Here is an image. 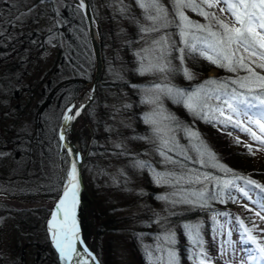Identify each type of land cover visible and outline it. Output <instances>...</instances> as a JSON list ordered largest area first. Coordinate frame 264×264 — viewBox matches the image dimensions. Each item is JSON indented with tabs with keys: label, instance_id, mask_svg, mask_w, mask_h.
<instances>
[{
	"label": "snow or ice",
	"instance_id": "snow-or-ice-1",
	"mask_svg": "<svg viewBox=\"0 0 264 264\" xmlns=\"http://www.w3.org/2000/svg\"><path fill=\"white\" fill-rule=\"evenodd\" d=\"M134 2L144 10L143 17L148 22L140 24L138 20L135 21L139 25V32L143 34L140 39L159 33L147 42L148 47L136 53L139 57L136 71L140 75L161 74L167 80L170 73L179 72L191 81L195 79V74L185 67L187 56L202 58L233 76L208 79L194 89L179 88L171 83H153L150 88L141 89L146 94L144 102L155 107L153 112L144 116V122L152 126L153 135L140 139L156 145L163 162L173 165L177 170L157 171L149 162L139 159L134 161L133 167L151 169L153 181L157 185L174 189L170 194L157 196V200L173 207L187 205L189 210L209 211L210 235L218 246L217 255L223 258V264H236L234 257L238 251L247 256L246 261L240 258L239 264H264V228L259 226L256 219L249 217V226L244 219L234 216L230 211L213 208L214 202L239 204L241 200H247L252 207L244 204V209L264 221V215L261 214L264 212V185L220 163L197 131L180 124L163 108V98H170L182 104L193 118L222 126L223 130L231 127L264 147V0H171V15L162 0ZM72 7L82 22L88 20L92 7L89 0H76ZM189 10L205 22L191 19L187 15ZM31 11L33 9H28V13ZM118 11L122 15L128 11V5L123 0ZM28 13H21V16ZM21 16H17L16 20H20ZM58 26H62V21H57L53 28ZM170 28L176 30L179 43L172 39L171 32L166 31ZM54 38L55 34L49 35L48 43H52ZM173 53L176 54L179 67L173 64ZM87 99L92 101L94 97L87 96ZM88 107V103L77 104L70 98L66 99L60 117L62 126L58 130V147L63 153L61 161L66 166L59 174V184L52 187L53 191L59 192V198L51 210L47 230L61 264H99L93 252L84 245L77 218L81 203L80 167L83 158L78 149L66 143L73 123ZM177 131L184 133L188 140L187 146L179 142ZM228 135L232 133L228 132ZM236 143H241L239 137H236ZM244 146L252 155V145ZM116 147L123 146L117 144ZM4 155V152H0V157ZM205 168L223 173L224 177L213 171H201ZM174 215L175 212L169 213V216ZM220 218H223V222ZM156 223L160 224L162 234L155 237L157 243L154 250L160 255L153 259V251L148 250L149 259L153 260V264H180V254L176 248L177 234L174 226H169L174 222L168 216H161ZM179 226L189 244L186 251L192 264H213L214 258L205 247L203 223L183 222ZM234 232L239 236L238 241L232 239ZM256 232L259 235L254 234ZM237 243L241 245L239 249L236 248ZM78 244L83 247L78 248Z\"/></svg>",
	"mask_w": 264,
	"mask_h": 264
},
{
	"label": "rangeland",
	"instance_id": "rangeland-1",
	"mask_svg": "<svg viewBox=\"0 0 264 264\" xmlns=\"http://www.w3.org/2000/svg\"><path fill=\"white\" fill-rule=\"evenodd\" d=\"M10 1L13 5L22 6L23 11H26V13H28V9H33V11L26 15V19L20 23L19 29H21V35L24 32L28 35H32L37 31L47 34V38L49 35L55 34V38L52 43H48L47 40V44L44 48L41 47L39 42L36 46L27 44L28 39L23 38L24 41L20 42L23 44L21 51L17 50L18 53H16L15 50H10L8 48L7 41L16 37L19 31H10L7 17L0 18V33H2L0 40L3 42V46L0 45V60L3 61L4 64L7 63L2 69H5L6 66L11 63V71L8 72V77H11L14 81V88L11 94H6L7 99H4V101L3 99L0 100V104L3 102L5 109H8L9 117L12 111L11 109L15 108L17 104H21V106H28L29 104H32V106L36 105L40 99L38 93L40 86L45 84L48 73L59 65L62 56L60 47L62 34L59 32L48 33V30H54L53 25L55 24L53 20L50 21L51 17L49 16L48 9L43 11V8L46 7L41 6L37 0ZM123 3L128 5V11L124 15L118 11L121 0H95L96 13L99 15L98 23L100 29H104L106 32V45L103 47L106 73L104 72L102 84L108 87L105 88L103 93V101L95 105L93 113L95 121H98L97 123L101 121L106 123V129L101 130L99 133L100 142L107 148L105 153L108 154V157L104 156L99 165L93 166L90 176V187L88 188L83 174L85 188L80 195L81 203L78 208V217L81 222L85 240L93 252L96 254L97 252L103 254L106 264H140L139 258H137L132 249L134 237L140 245L138 251L140 254L142 253L144 255L143 257L146 263L153 264V260H150L148 257V250L153 251V259L155 256L160 255V253L154 250L157 243L155 237L162 234L160 224L156 223L157 218L168 216L170 219V212L179 213L187 211L189 208L187 205H176L173 207L169 203L157 199L155 202H152L149 197H146L149 191L146 178L147 175L152 178L151 169H138L133 167L134 161L139 159L149 162L157 171L177 170L173 165L163 162L156 151V145L146 140L135 142L132 140V137L128 135L131 131L133 134V130L136 127V120L130 117L129 113V110L134 108L133 96L129 94L128 89L124 88L119 90L113 86V84L121 78L126 77L123 64V62L126 61L123 49V30L125 26L128 25L127 22L136 20H138L140 24H147L148 22L144 20L143 15L139 18L138 14H136L141 8L134 0H123ZM162 3L168 8L169 14L171 15V0H162ZM4 6L7 7V5ZM10 12V10H3L0 6V13L6 14ZM187 15L193 20H198L201 23L205 22L202 17L192 13L190 10L187 11ZM157 35H159V33L145 35L143 39H140L139 47L141 49L148 47L149 45L147 42ZM172 39L179 43L176 30L172 32ZM136 60L139 62V57H137ZM214 76H218V71L216 69H211L206 77ZM170 81V75H168L167 80H165L161 74L147 73L145 74V80L143 81L144 85L141 89L150 88L153 83H171ZM2 86L0 90L3 89ZM141 89H139L140 94L142 98L145 99L146 94L144 91H141ZM16 92H19V94L16 95ZM167 99L170 98H163V108L172 116L173 111L168 106ZM125 105H131V107L126 108ZM154 107L155 106L152 104L145 103L143 115L153 112ZM11 119L12 118L6 120L3 131H6L11 125ZM78 122L77 128L73 129L70 133L71 137L77 141L82 140V128L84 125L87 127L84 121L80 120ZM108 123L109 127H107ZM148 127L152 129V126L149 124ZM87 128L90 133L89 127ZM108 133L110 136H107ZM239 134L243 139L252 142L248 135L241 132H239ZM152 135L153 133H148L145 136ZM6 136L9 135L3 136V139H5ZM134 136L135 135H133V138ZM176 137L178 140L180 139L178 131ZM252 143L255 144L256 142ZM117 144H121L123 147L117 148ZM121 152L125 154L120 155L119 153ZM253 152L257 154L260 151L253 150ZM123 156H127V158L124 159ZM13 161V159L10 161V165H12ZM56 173L57 170L53 169L51 171V176L54 177ZM33 184L39 185L40 180L36 179ZM154 184L157 185L155 182ZM25 186H29L28 183H26ZM157 186V191L159 192L157 196L167 195L174 191L173 188L167 185ZM0 189H2V185ZM55 194L53 198H42L35 203H31L24 201V199H19L15 196L16 194L12 196L8 191L3 193L0 192V207L2 209H9L10 211L7 215L5 211L0 212L1 264H33L32 262L36 259V253L40 251V247H44V249L47 247L49 255L52 259H55V254L51 250L47 233V220L59 198V196H57L58 192ZM242 201L249 204L250 208L252 207L247 200ZM28 207H32L31 210L36 212L30 214L15 213V211L20 212L30 209ZM103 212L106 213L104 214ZM101 213H103L104 216L99 215ZM261 214L264 215V212ZM248 215L256 219L259 226L264 228V221H260L258 218L254 217L253 212L249 211ZM204 216L206 215L194 217V221L202 222L203 225H205L204 223L207 222L206 219L209 218V216H207L206 219ZM112 217L115 219L127 217V220L118 227L115 224H110V231L107 234L99 236L98 222L101 221V219L108 220ZM22 219L26 221L33 219L31 222L28 221L30 223L28 231H26V229L22 231L15 227L17 222ZM220 219L222 222L223 218ZM180 224L182 223L177 221V223L169 226H174V230L177 234L178 243L176 248L179 250L180 264H182L185 253H187V255L189 253L186 251L188 248H185L183 242H181L183 240L180 241L182 237L180 231L182 228L179 226ZM149 230H152L155 234L150 236ZM254 234L259 235V232ZM232 239L233 241H238V234L234 232ZM212 241L215 247V251H213L217 255L218 246L213 239ZM240 247L241 245L237 243L236 248L239 249ZM240 258L245 259V261L247 260L246 254L238 251L234 257L236 264H239ZM217 261L219 264H223V258L218 257Z\"/></svg>",
	"mask_w": 264,
	"mask_h": 264
},
{
	"label": "trees",
	"instance_id": "trees-1",
	"mask_svg": "<svg viewBox=\"0 0 264 264\" xmlns=\"http://www.w3.org/2000/svg\"><path fill=\"white\" fill-rule=\"evenodd\" d=\"M37 1L41 6L46 7H42L43 11L48 9L49 16L51 17L50 21L53 20L55 24L57 21H62V26H58L52 31L48 30L49 34L51 32H59L62 34V41L60 43L62 56L59 65L48 73L45 84L40 86V90L38 91L40 99L35 106H32V104H29L28 106L17 104L15 108L11 109L12 111L10 112L9 117L8 109H5L3 102L0 104V152L5 153L3 157H0V184L2 185L0 192L3 193L8 191L12 196L13 194H16L15 196L19 199H24V201L31 203H35L42 198H53V195H56L55 193H57L52 190V187L53 185H58L59 174L66 166L61 161L63 153L58 147V129L61 124L60 117L65 106V100L70 98L71 101L74 102L91 83L94 73V57L87 23L86 21L82 22L80 20L79 15L74 13L72 7L75 5L76 0H59V2L58 0ZM90 1L98 20L99 15L96 13L95 0ZM4 5H7V7ZM0 6L5 11H11L10 13L0 15V18L7 17L10 31H19V34L16 37L7 41L10 50H15L16 53H18L17 50L21 51L23 44L20 42L24 41L23 38L28 39L27 44L36 46L39 42L41 47L44 48L46 46L47 34L36 31L32 35H28L26 32L21 35V29H19V26L20 23L26 19V15L21 16V13H26V11H23L22 6L16 5V7H13L10 0H0ZM57 10L59 11V15H57ZM142 11L143 9H140L136 12L139 18L143 15ZM17 16H21V19L16 20ZM127 24L128 25L125 26L123 30V49L126 60L123 64L126 77L115 82L113 86L119 90L124 88L128 89L129 94L133 96L134 108L129 110V113L130 117L136 120V127L133 130V134L131 131L128 135L132 137L133 141L140 142L142 141L140 137H144L148 133H153L152 129L148 127V124L144 122L145 115H143V112L145 102L139 91L144 85L143 81L145 80V75H140L136 71L139 66V62L136 60V53L141 50L139 47V41L140 36L143 34L139 32V25L135 23V21H128ZM166 31L172 33L175 29L170 28ZM101 35L104 47L106 45V32L104 29H101ZM1 36L2 35H0V38ZM2 43L3 42L0 40L1 46H3ZM175 55L176 54L173 53V64L179 67V61L175 59ZM6 64L0 60V87L3 85V89L0 90V100L3 99V101L4 99H7L6 94L10 95L14 88L13 79L8 77V72L11 71L10 66L12 65L9 63L5 69H2ZM185 67L195 74V79L189 81L185 79L182 73H170L171 84L179 88L194 89L196 85L203 83L205 80L225 79L233 76L232 73L213 66L202 58L186 56ZM211 69H216L218 71V76L206 77ZM131 85H137L138 87L133 88ZM106 87L108 86H105V84L100 85L98 97L87 112V117L93 130L92 144L83 167V174L85 183H87V188L90 187V176L93 166L99 165L104 156L108 157V154L105 153L107 148L100 142L99 133L101 130L106 129V123L104 121L97 123L98 121H95L93 113L95 105L103 101V93ZM18 94L19 92H16V95ZM167 100L168 106L173 111L172 117L179 121L180 124L192 127L197 131L204 144L216 154L220 163L233 169L234 172L248 176L264 185V147H260L257 143L253 144V141L250 142L249 140L243 139L240 136L239 131L232 129L231 127H228L227 130H223L222 126L218 127L213 124L205 123L202 120L195 119L182 104L175 103L172 99ZM9 118H12L11 125L6 131H3L4 123ZM107 127H109V123ZM228 132H231L232 135H228ZM178 133L180 135V143L187 146L188 140L184 136V133L182 131H178ZM5 135L9 136H6V138L3 139V136ZM133 135H135L134 138ZM107 136H110L109 133ZM236 137H239L241 143H236ZM89 140L90 133L88 128L84 125L82 128V140H80V142L82 141L81 145L84 151L88 146ZM246 144L252 145L253 150L259 149L257 150L260 151L257 153L259 155L254 152L252 155H249L244 146ZM190 154L194 155V153ZM123 158L126 159L127 156H123ZM12 159L14 161L12 162V165H10ZM56 165H58V167H56ZM195 167H199V165H196ZM53 169L57 170L54 177L51 176V171ZM201 171H213L214 174L224 177L223 173L217 172L216 170L205 168L201 169ZM36 179L40 180L39 185L33 184ZM146 182L149 190L146 197H149L152 202H155L157 194L159 193L157 191L158 186L154 184L153 179L149 175H147ZM26 183H28L29 186H25ZM57 196H59V192ZM244 204H246V202L242 200L239 204L232 202L220 204L219 202H214L213 208L219 211H230L233 215L244 219L246 224H249V211L244 209ZM2 211H5L6 215L10 212L9 209H2L0 207V212ZM33 212L36 211L31 209L20 212L15 211V213L21 214H30ZM103 213L105 214L106 212ZM103 213L99 215L104 216ZM203 215H206L204 216L206 219L207 216H209V211L200 209L187 210L176 213V215L170 217V220L174 222L173 224L177 223V221L180 223H196L194 217H201ZM126 220L127 217L119 219L112 217L108 220L101 219V221L98 222L99 236L107 234L110 231V224H115L118 227ZM206 220L208 223L205 222L203 228V236L206 241L205 247L209 254L214 258L213 264H219L217 261L219 256L214 252V242L212 241V235H210L209 230L211 222L209 218ZM28 221L31 222L33 219L27 221L23 219L19 220L15 227L22 231L25 229L28 231L30 227ZM180 231L182 235L180 241L183 240L181 241L183 242V246L189 248L183 230L180 229ZM149 234L150 236H153L155 232L149 230ZM132 245V249L137 258H139L140 264H147L146 260H144V255L142 253L140 254L138 251L140 245L135 237ZM39 250H41L38 252L39 260L44 261L45 257L49 256L47 247L46 249L40 247ZM97 254L102 263L106 264L103 254L99 252H97ZM182 264H192V261L188 259L187 253H185Z\"/></svg>",
	"mask_w": 264,
	"mask_h": 264
},
{
	"label": "water",
	"instance_id": "water-1",
	"mask_svg": "<svg viewBox=\"0 0 264 264\" xmlns=\"http://www.w3.org/2000/svg\"><path fill=\"white\" fill-rule=\"evenodd\" d=\"M91 6L92 3L89 0ZM87 22V26H88V31H89V38H90V43H91V47H92V51H93V56H94V60H95V69H94V74H93V78L91 83L89 84V86L87 87L88 89V95L87 96H93L94 99L92 101H88L87 97L82 101L83 103H88L89 107L81 114L80 117L77 118V120L73 123V127H75L76 123L82 119L84 121V123L90 128V124L87 118V111L88 109L91 107V105L94 103V101L96 100L97 96H98V92H99V86L102 82V78H103V74H104V69H105V62H104V57H103V43H102V36H101V30H100V26L99 23L96 19V15L94 13V9L93 6L90 9V16L88 18ZM90 89H94V92H90ZM62 126V122L61 125L59 127V129ZM92 134V132H91ZM66 143L71 144L75 149L79 150L80 155L83 158V162H82V166L80 167V171H81V177H82V190L85 188V184H84V178H83V165L85 163V160L87 158V154L89 151V147L87 148V151L84 153L80 144L76 143L75 141H73L70 137H69V133L66 136ZM91 144V140L89 142V145ZM81 190V192H82ZM50 218V216H49ZM48 218V220H49ZM78 218V216H77ZM47 220V221H48ZM79 221V226H80V235L81 238L84 241V245H86L89 250H91L93 252V250L89 247L87 241L85 240L84 234H83V230H82V226L80 223V220L78 218ZM48 232V230H47ZM49 235V233H48ZM51 241V240H50ZM78 248H82V245H77ZM93 254L96 256V259L99 261V264H102L100 258L98 257V255L93 252Z\"/></svg>",
	"mask_w": 264,
	"mask_h": 264
},
{
	"label": "flooded vegetation",
	"instance_id": "flooded-vegetation-1",
	"mask_svg": "<svg viewBox=\"0 0 264 264\" xmlns=\"http://www.w3.org/2000/svg\"><path fill=\"white\" fill-rule=\"evenodd\" d=\"M37 244H36V246H37ZM32 263L33 264H61V262H59L56 257H55V259H52L50 255L49 256H46L44 261L39 262V261H36L35 260ZM24 264H28V263H24Z\"/></svg>",
	"mask_w": 264,
	"mask_h": 264
},
{
	"label": "bare ground",
	"instance_id": "bare-ground-1",
	"mask_svg": "<svg viewBox=\"0 0 264 264\" xmlns=\"http://www.w3.org/2000/svg\"><path fill=\"white\" fill-rule=\"evenodd\" d=\"M86 94L88 95V89H86L83 93H82V95L74 102V103H77V104H80V103H82V101L87 97L86 96ZM75 128H77L76 126L75 127H73L72 128V130L69 132V137L73 140V141H75L76 143H78V144H80V146H81V143L79 142V141H77V140H75V139H73L72 137H71V132L73 131V129H75Z\"/></svg>",
	"mask_w": 264,
	"mask_h": 264
}]
</instances>
